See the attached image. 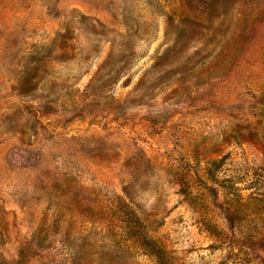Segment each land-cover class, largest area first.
<instances>
[{
    "label": "rangeland",
    "instance_id": "obj_1",
    "mask_svg": "<svg viewBox=\"0 0 264 264\" xmlns=\"http://www.w3.org/2000/svg\"><path fill=\"white\" fill-rule=\"evenodd\" d=\"M160 263L264 264V0H0V264Z\"/></svg>",
    "mask_w": 264,
    "mask_h": 264
},
{
    "label": "trees",
    "instance_id": "obj_2",
    "mask_svg": "<svg viewBox=\"0 0 264 264\" xmlns=\"http://www.w3.org/2000/svg\"><path fill=\"white\" fill-rule=\"evenodd\" d=\"M148 253L149 254H153L156 258H160V259L162 258V256H161L162 252H161V250L159 248L151 247V249L149 250Z\"/></svg>",
    "mask_w": 264,
    "mask_h": 264
}]
</instances>
